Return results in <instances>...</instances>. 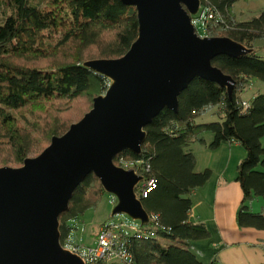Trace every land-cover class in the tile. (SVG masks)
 <instances>
[{"label": "trees", "instance_id": "trees-1", "mask_svg": "<svg viewBox=\"0 0 264 264\" xmlns=\"http://www.w3.org/2000/svg\"><path fill=\"white\" fill-rule=\"evenodd\" d=\"M199 1L201 10L217 17L207 27L208 37L229 38L252 52L213 59V66L234 81L231 94L214 82L194 79L180 94L177 112L165 108L145 128L138 155L123 151L116 156L147 164L145 178L156 181L141 200L148 216L143 225L155 228V237L130 240L132 264H201L190 242L205 239L208 232L188 222L187 196L210 173L193 171L195 158L187 148L193 140L203 142L199 136L205 132L213 135L210 149L236 142L245 150L237 167L242 199L236 222L239 228L264 230V215L250 212L255 199H264V94L248 106L240 97L251 80L264 83V59L253 46L264 40V12L237 22L232 8L238 0ZM138 33L135 9L120 0H0V168L21 167L80 120L111 84L84 64L121 58ZM208 112L215 121L195 122ZM104 193L92 175L84 179L59 216L60 242L69 235V221Z\"/></svg>", "mask_w": 264, "mask_h": 264}, {"label": "water", "instance_id": "water-1", "mask_svg": "<svg viewBox=\"0 0 264 264\" xmlns=\"http://www.w3.org/2000/svg\"><path fill=\"white\" fill-rule=\"evenodd\" d=\"M135 9L139 33L118 59L84 66L111 82L92 109L36 157L19 168H0V264H82L59 244V216L84 179L93 176L117 197L112 215L147 223L135 188L142 177L114 164L123 151L138 155L145 128L163 110L177 112L178 98L194 79L225 87L232 78L212 61L251 49L226 37H199L190 16L199 0H120Z\"/></svg>", "mask_w": 264, "mask_h": 264}, {"label": "crops", "instance_id": "crops-1", "mask_svg": "<svg viewBox=\"0 0 264 264\" xmlns=\"http://www.w3.org/2000/svg\"><path fill=\"white\" fill-rule=\"evenodd\" d=\"M259 93L264 94V83L251 80L240 97L248 105ZM215 120L212 112H208L195 122L200 124ZM199 139L203 142L193 140L187 148L195 158L193 171H209L210 176L187 196L191 202L188 222L202 224L208 236L190 242L192 252L201 264H212L213 261L216 264H264V230L239 228L236 222L242 199V191L236 181L237 167L245 157V150L236 142L210 149L213 140L210 132L201 134ZM260 142L264 146V137ZM250 212L264 215V199H255Z\"/></svg>", "mask_w": 264, "mask_h": 264}, {"label": "built area", "instance_id": "built-area-1", "mask_svg": "<svg viewBox=\"0 0 264 264\" xmlns=\"http://www.w3.org/2000/svg\"><path fill=\"white\" fill-rule=\"evenodd\" d=\"M190 20L196 35L207 37V27L216 23L217 17L210 9L199 8L195 15L190 16ZM243 106L248 105L243 103ZM113 162L117 167L133 170L136 175L142 177L134 191L139 201L156 188L155 179L144 176V173L149 171L147 164L128 160L123 156L116 157ZM111 195L109 203L115 208L118 200L115 195ZM111 217L98 226L95 234L89 236L83 234V228L79 227L80 224L76 219L69 221L70 232L62 242L59 241L61 248L77 256L82 264H132L129 253L130 240L153 238L156 233L155 228H146L140 220L123 213ZM154 219L155 217H152V220Z\"/></svg>", "mask_w": 264, "mask_h": 264}, {"label": "rangeland", "instance_id": "rangeland-1", "mask_svg": "<svg viewBox=\"0 0 264 264\" xmlns=\"http://www.w3.org/2000/svg\"><path fill=\"white\" fill-rule=\"evenodd\" d=\"M232 12L235 15L237 21L240 22L250 21L252 18L258 17L262 12H264V0H238L234 4L232 8ZM253 45L258 49L257 50L254 47L256 49L257 54L264 59V40H257L253 43ZM245 97L246 94L244 98ZM83 117H81V119ZM80 120H78L77 122H79ZM111 196H112L111 194L105 192L95 206L87 209L82 216L76 219L78 221V224H80L79 227L83 228L84 235L89 236L95 234L97 232L98 226L101 223L112 218L111 216L114 208L109 203V199Z\"/></svg>", "mask_w": 264, "mask_h": 264}]
</instances>
